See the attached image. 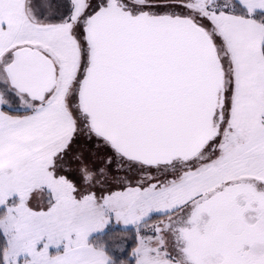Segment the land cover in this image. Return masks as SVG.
<instances>
[{
	"label": "snow or ice",
	"instance_id": "snow-or-ice-1",
	"mask_svg": "<svg viewBox=\"0 0 264 264\" xmlns=\"http://www.w3.org/2000/svg\"><path fill=\"white\" fill-rule=\"evenodd\" d=\"M0 264H264V0H0Z\"/></svg>",
	"mask_w": 264,
	"mask_h": 264
},
{
	"label": "rangeland",
	"instance_id": "rangeland-1",
	"mask_svg": "<svg viewBox=\"0 0 264 264\" xmlns=\"http://www.w3.org/2000/svg\"><path fill=\"white\" fill-rule=\"evenodd\" d=\"M117 235H119V233H117Z\"/></svg>",
	"mask_w": 264,
	"mask_h": 264
}]
</instances>
